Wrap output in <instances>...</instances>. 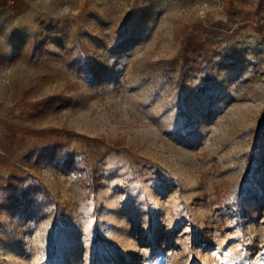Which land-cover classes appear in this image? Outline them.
Segmentation results:
<instances>
[{
  "label": "rangeland",
  "instance_id": "obj_1",
  "mask_svg": "<svg viewBox=\"0 0 264 264\" xmlns=\"http://www.w3.org/2000/svg\"><path fill=\"white\" fill-rule=\"evenodd\" d=\"M21 1L0 0V264H264V0Z\"/></svg>",
  "mask_w": 264,
  "mask_h": 264
},
{
  "label": "trees",
  "instance_id": "obj_2",
  "mask_svg": "<svg viewBox=\"0 0 264 264\" xmlns=\"http://www.w3.org/2000/svg\"><path fill=\"white\" fill-rule=\"evenodd\" d=\"M208 56L207 44L205 42L198 43L194 35H187L182 43V50H181V59L185 65L191 66L193 71H199L202 69L201 66V59L206 58ZM57 148H54L52 151H49L47 148L44 149V152L41 154L49 155L47 157L52 158L53 155L56 153ZM13 176L5 177L0 176V191H2L3 195H8L9 198H12L11 203H7L3 205V208H10L17 200L16 195V188L13 185ZM100 182H98V185ZM5 184V186H3ZM99 186L93 188L92 190L95 191L98 189ZM39 186L30 184L28 185L25 190L22 192L23 197H27L32 191L39 190Z\"/></svg>",
  "mask_w": 264,
  "mask_h": 264
},
{
  "label": "crops",
  "instance_id": "obj_3",
  "mask_svg": "<svg viewBox=\"0 0 264 264\" xmlns=\"http://www.w3.org/2000/svg\"><path fill=\"white\" fill-rule=\"evenodd\" d=\"M25 3V0H22L21 2H19L17 5H18V8L19 9H22L23 5Z\"/></svg>",
  "mask_w": 264,
  "mask_h": 264
}]
</instances>
